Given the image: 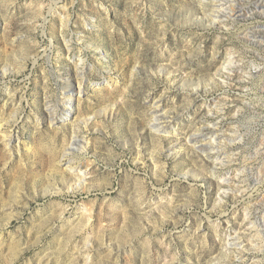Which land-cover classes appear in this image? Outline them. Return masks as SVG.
Masks as SVG:
<instances>
[{
  "label": "rangeland",
  "instance_id": "374dc122",
  "mask_svg": "<svg viewBox=\"0 0 264 264\" xmlns=\"http://www.w3.org/2000/svg\"><path fill=\"white\" fill-rule=\"evenodd\" d=\"M0 264H264V0H0Z\"/></svg>",
  "mask_w": 264,
  "mask_h": 264
},
{
  "label": "bare ground",
  "instance_id": "6f19581e",
  "mask_svg": "<svg viewBox=\"0 0 264 264\" xmlns=\"http://www.w3.org/2000/svg\"><path fill=\"white\" fill-rule=\"evenodd\" d=\"M69 51H71V48L70 47H69ZM225 77L229 78L228 75H225ZM68 88L69 89H67V91L70 93V96H68V98H67L68 99V102H69L70 105H75V103L77 102L78 98L84 94V92H85L84 90L85 89L83 88L82 83H79L77 87L74 84L69 83ZM56 117H57V115L54 112H52L51 115H50V118L52 120H56ZM18 141H19V137L16 136V142H18ZM201 144H203V143H200V145ZM201 146L202 147H205V144L204 145H201ZM78 149L83 150L84 147L82 146V148L79 147V148H77V150ZM202 150H203V148H202Z\"/></svg>",
  "mask_w": 264,
  "mask_h": 264
}]
</instances>
